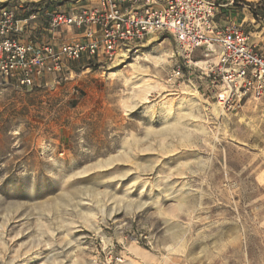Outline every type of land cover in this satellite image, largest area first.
Listing matches in <instances>:
<instances>
[{"label":"rangeland","instance_id":"rangeland-1","mask_svg":"<svg viewBox=\"0 0 264 264\" xmlns=\"http://www.w3.org/2000/svg\"><path fill=\"white\" fill-rule=\"evenodd\" d=\"M11 1L49 27L73 0ZM179 61L154 35L60 83L0 85V264H264V97L224 112L206 79H171Z\"/></svg>","mask_w":264,"mask_h":264},{"label":"built area","instance_id":"built-area-1","mask_svg":"<svg viewBox=\"0 0 264 264\" xmlns=\"http://www.w3.org/2000/svg\"><path fill=\"white\" fill-rule=\"evenodd\" d=\"M233 1L237 0H232ZM261 2L263 0H260ZM65 11H53L50 30L75 29L70 40L44 41L26 36L29 21L8 5H0V79L18 89L45 83L53 75L60 83L69 61L114 62L119 55L139 47L154 35H170L184 58L171 79L197 76L206 79L207 91L224 112H238L248 102L264 97V55L249 41L243 26L219 25L223 0H73ZM256 18L264 19L259 6ZM198 49L211 58L194 60Z\"/></svg>","mask_w":264,"mask_h":264},{"label":"crops","instance_id":"crops-1","mask_svg":"<svg viewBox=\"0 0 264 264\" xmlns=\"http://www.w3.org/2000/svg\"><path fill=\"white\" fill-rule=\"evenodd\" d=\"M223 1L227 5L219 8L216 17L217 23L219 25H225L227 23H235L237 25L243 26L244 28V26H246L247 24L248 25L251 24L250 22L256 21V16H255V11L253 10V6H256L257 4L259 6V10L264 11V0L262 2L260 0H237V1H233V3H231L232 0H223ZM71 4L73 5V2H71L70 5ZM32 13H34L33 10L30 12L25 8L23 9V13L18 16L23 18H28L31 16ZM37 14H38L37 18L29 21L27 27L28 32L26 36H33L36 37L37 39L50 41V42H55L57 40H62V39L70 40L72 37L80 36L79 34L80 32H77V30L75 29L51 31L50 26L49 27L45 26L44 19L41 13L38 12ZM53 77H54L53 75H48L45 82L50 83ZM9 81L10 80L0 79V85L2 83H8Z\"/></svg>","mask_w":264,"mask_h":264},{"label":"bare ground","instance_id":"bare-ground-1","mask_svg":"<svg viewBox=\"0 0 264 264\" xmlns=\"http://www.w3.org/2000/svg\"><path fill=\"white\" fill-rule=\"evenodd\" d=\"M164 60H165V58H164L162 61H164ZM156 61L158 62V59H157ZM138 68H139V66H137V69H138ZM141 73H142V72H140L139 74L137 73V75H136V76H133V77H139V75H142ZM141 78H142V77H141ZM141 78H140V79H141Z\"/></svg>","mask_w":264,"mask_h":264}]
</instances>
